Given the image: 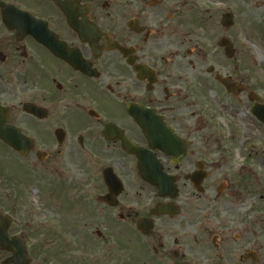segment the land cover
Masks as SVG:
<instances>
[{"label": "flooded vegetation", "instance_id": "1", "mask_svg": "<svg viewBox=\"0 0 264 264\" xmlns=\"http://www.w3.org/2000/svg\"><path fill=\"white\" fill-rule=\"evenodd\" d=\"M201 2L0 0V264H208V233L223 250L210 264L240 248L241 262L264 264V194L229 192L245 168L227 165L235 140L245 146L251 126L264 130L252 113L264 83L234 79L236 95L215 78L218 64L202 73L215 54L217 6L231 12L233 0L204 1V36L187 26ZM206 76L224 100L202 94ZM165 143L174 153L157 146ZM140 162L178 190L163 195ZM111 167L120 193L104 180ZM32 182L45 207L24 190ZM59 196L60 216L73 220L53 216Z\"/></svg>", "mask_w": 264, "mask_h": 264}, {"label": "rangeland", "instance_id": "2", "mask_svg": "<svg viewBox=\"0 0 264 264\" xmlns=\"http://www.w3.org/2000/svg\"><path fill=\"white\" fill-rule=\"evenodd\" d=\"M204 1L205 0H202L201 4L197 5L198 7H195L192 11H187L189 12L187 14V26H190L191 28H197L198 31H201V33H203V36L206 33L205 31L210 27V22H208L207 16L205 14L206 5ZM258 3L259 0H233V2L229 3V10H231L234 15V24L233 26L228 27V32H224L226 30H223L221 22L223 11L226 9V7H224V5H222L221 3L218 4V36L217 38H212L211 47V49L213 48V50L215 51V54L213 56H208L204 61V66L201 69L203 74H208L207 68L209 67V65L216 66L218 64L219 66L216 67H218L219 72H221L222 74H229L234 79L247 81V83H250L251 85L264 83V31L261 27L260 6ZM227 35L233 42L236 53L233 58H230L233 61L232 65H225L226 67H221L220 65H222V63L227 62V58L224 52H222L219 42L222 36ZM186 72L187 74H190L187 68ZM206 78L209 85L208 88L203 89L202 94L204 96H208V98L215 100V93L217 92V97H220L224 100L226 93H221V91L215 87L213 76H206ZM262 90L264 91V89ZM222 123L225 124V120L223 118ZM251 128L253 129L251 130V133L249 135L251 136L252 140L250 141V143L247 142L245 146L242 145L239 139L235 140V142L233 143V156L231 157L230 163L227 164L229 166L228 168L231 171H241V167L244 166L245 169L240 173L241 175L237 176L233 181L229 192L234 190L235 194L237 192H240L244 197L248 196V198L254 196L260 197L264 194V130L259 127L256 128L253 126H251ZM222 133L223 140L220 142H229L230 132L224 130ZM73 152L74 151L66 152L67 155L68 153L70 155V157L68 156L67 159H72L71 154H73ZM91 153L93 155H99V152L92 151ZM101 162L102 164L105 163V161H99V163ZM95 168H97V166ZM98 184L101 185L100 180L98 181ZM36 185L39 186L38 182L27 184L24 187V190L27 191L29 198L32 197L35 199V203L37 205L42 204V207H45L47 201L44 194V189L43 191L42 189L35 190L34 187ZM58 201L59 205L55 206L56 203L54 202L53 207L59 208V213H55L53 214V216L55 217L57 215V218L59 220L64 219L65 221L68 220L67 217L69 216L73 217V220L75 217L74 215L67 214L64 216H60V212L62 210L61 207L63 205V202L65 203L64 197L59 196ZM69 201L70 200H68V202ZM262 203L264 204V199ZM66 211L67 210L64 209L63 213H65ZM204 235V241L201 244L203 252L202 254L206 257V260L208 259V264H210L219 260L218 256L219 254H223V250H215V243L212 240L211 233H208V237L206 236V234ZM214 240L217 241V238L214 237ZM232 245L236 246L235 244ZM60 249L62 248L60 247ZM138 249L141 256L147 255V250L144 249L143 245L139 244ZM241 251V248L238 253L236 251V253L231 256L230 260L224 254V257L222 259L223 262L228 260L226 262L227 264H253L249 261L241 262L239 258Z\"/></svg>", "mask_w": 264, "mask_h": 264}, {"label": "water", "instance_id": "3", "mask_svg": "<svg viewBox=\"0 0 264 264\" xmlns=\"http://www.w3.org/2000/svg\"><path fill=\"white\" fill-rule=\"evenodd\" d=\"M223 24H225L227 26H230V25L233 24V17H232L231 14H226L224 16ZM221 45L226 48V53H227V55L229 57H231L234 54L233 45L231 43H229L226 39H223L222 40ZM217 79H219L228 88L229 91H231L234 88V86H235V84L233 82H231L230 79H228V78H224V77H221V76H217ZM254 113L261 120L264 121V105H258V106H256L255 109H254ZM150 135H151V133L149 134V136ZM159 147L162 148V149H164L166 152H172V153H174L173 152L174 150H173L172 146L169 143H165V144L159 145ZM127 150L129 152L133 151L132 147L129 146V145H127ZM148 179H150V178H148ZM107 180L110 181V178L107 177ZM151 182L153 184L157 185L161 191H167V193L169 191H171V192H175L176 191L175 186L173 184H170L169 185L170 188H166V184L164 186V183L162 181L152 180L151 179Z\"/></svg>", "mask_w": 264, "mask_h": 264}]
</instances>
